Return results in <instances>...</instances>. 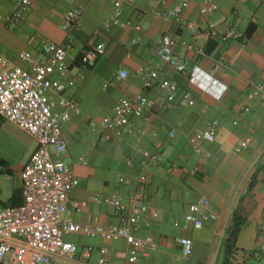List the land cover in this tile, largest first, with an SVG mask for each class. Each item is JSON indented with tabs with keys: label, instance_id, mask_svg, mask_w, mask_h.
Returning <instances> with one entry per match:
<instances>
[{
	"label": "crops",
	"instance_id": "0c3cea01",
	"mask_svg": "<svg viewBox=\"0 0 264 264\" xmlns=\"http://www.w3.org/2000/svg\"><path fill=\"white\" fill-rule=\"evenodd\" d=\"M178 1L125 2L122 18L141 25L137 30L130 25L107 26L114 13L110 0H31L29 11L19 20L9 19L16 0H0V54L24 64L18 58L22 50L40 58L45 43L72 44L67 56L69 70L52 76L66 84L76 80L66 93L81 106V113H73L63 127L68 142L63 158L79 179L70 196L85 203L81 210L70 206L68 215L74 221L123 223L132 212L143 173L147 176L148 209L136 235L151 237L153 245L139 251L141 264H264V94L255 89L264 80V0H218L219 8L206 15L200 13L203 0H192L183 12L189 25L153 13ZM79 5L84 7L82 25L63 28L66 13ZM210 23L221 31L237 28L245 36L221 41L208 34ZM252 23L256 29L249 34ZM164 34L179 41L175 56L187 63L188 71H177L158 55ZM181 41L196 43L205 53L187 49ZM94 45H102L104 53L93 64H83V52ZM141 66L177 82L179 95L189 89V102L169 105L158 81L146 88ZM194 67L209 73L216 85L226 87L220 99L190 82ZM121 70L128 75L122 77ZM141 95L148 102L142 115L131 117L134 131L102 139L100 128H94L91 121L110 115L121 98L136 101ZM213 119L219 122L215 140L192 146L190 135L204 130ZM6 122L10 121L0 117V172L12 184L0 185V210L22 203L21 171L38 145L30 133L12 122L15 129L5 126ZM246 137L251 139L249 148L236 152L235 147ZM144 150L159 153L160 161L146 165ZM111 193L122 197L124 210L105 201ZM202 195L210 200L203 211L214 212L215 218L200 228L183 227L185 214ZM236 217L242 223L229 250ZM184 236L193 239L191 255L183 253L177 240ZM65 238L78 244V262L97 264L100 249L105 247L113 264H133L129 260L131 245L124 238L106 240L82 233ZM85 247L91 249L87 256Z\"/></svg>",
	"mask_w": 264,
	"mask_h": 264
},
{
	"label": "built area",
	"instance_id": "2783aa9c",
	"mask_svg": "<svg viewBox=\"0 0 264 264\" xmlns=\"http://www.w3.org/2000/svg\"><path fill=\"white\" fill-rule=\"evenodd\" d=\"M134 1L110 0L114 13L107 21V26L114 23L122 27L130 25L141 30V25L122 18L124 3ZM191 1L179 0L175 6L165 10L155 9L153 13L163 20L173 19L181 25H189L183 17V12ZM30 6L31 0H16L15 9L9 19H21ZM218 8V0H203L200 13L210 14ZM83 20L84 7L79 5L66 13L62 27L66 29L81 26ZM208 34L221 41L242 39L245 36L237 28L221 31L214 23L209 24ZM178 43L175 37L164 34L159 40L158 55L177 71L186 72L187 63L175 56ZM180 43L187 49L205 53V49L196 43ZM71 46L70 41L63 44L45 43L40 58L29 50H22L18 58L24 64L0 54V117L30 133L38 144L21 171L22 203L7 205L0 210V264H84L77 261L78 244L65 238V235L72 233L106 240L126 239L131 245L129 260L133 264H141L138 261L139 251L147 245H153L151 237L136 235L142 214L148 209L145 197L147 176L143 173L139 175L138 190L131 206L132 212L123 223H80L68 215L70 206L81 210L85 204L84 201L71 199V191L79 184V179L63 158L68 148L63 134L64 124L71 119L73 113H81V106L77 99L66 93L67 87L74 85L76 80L71 79L66 84L61 78L52 75H64L69 70L67 56ZM103 53L102 45H94L83 52L81 60L85 65L93 64ZM139 71L144 74L146 88L152 87L155 81H158L169 105H185L189 102L191 91L186 89L179 95L178 83L164 76L162 72L149 66H141ZM120 75L125 77L128 73L121 70ZM189 80L217 99H220L226 90L223 85H216L217 80L199 67L191 70ZM255 89L264 94V80L258 81ZM147 102L145 95H141L136 101L121 98L110 115L100 120H92L91 125L100 128L104 140L121 136L126 130L131 133L134 131L131 117L142 115ZM244 110L247 111L248 108ZM218 125L217 119L211 120L204 130L190 135V144L198 148L204 141H214ZM250 143V138L242 139L235 151L242 152L249 148ZM143 158L146 165L160 161L159 153L150 150L143 151ZM105 201L118 210L126 208L122 197L117 193L106 195ZM209 206L210 200L202 195L198 202L191 204L185 214L183 227L200 228L205 221L215 218L214 212L203 211L204 207ZM177 240L182 245L183 253L191 255L193 239L184 236ZM90 251L89 247H85L83 254L87 256ZM100 253L97 264H113L108 259L105 247L100 249Z\"/></svg>",
	"mask_w": 264,
	"mask_h": 264
},
{
	"label": "trees",
	"instance_id": "16d2710c",
	"mask_svg": "<svg viewBox=\"0 0 264 264\" xmlns=\"http://www.w3.org/2000/svg\"><path fill=\"white\" fill-rule=\"evenodd\" d=\"M255 29H256V24L252 23V24L250 25V27H249V31H248V33L251 34L252 32L255 31ZM17 194H18V193H16V192L14 193V195H13V199L16 198ZM241 223H242V222L239 221V218L236 217V218H235V224H234V227L232 228V230H231V232H230V237H229V240H228V248H229V250H231L232 247H233V245H234V241H235L236 238H237L238 232H239L240 227H241Z\"/></svg>",
	"mask_w": 264,
	"mask_h": 264
},
{
	"label": "rangeland",
	"instance_id": "374dc122",
	"mask_svg": "<svg viewBox=\"0 0 264 264\" xmlns=\"http://www.w3.org/2000/svg\"><path fill=\"white\" fill-rule=\"evenodd\" d=\"M5 126H8V127H12L13 128V126H12V124H10V122H6ZM13 129H15V128H13ZM5 178L6 177H5L4 173L3 172H0V185L1 184H5V185L9 184V186H11L12 181L11 182L10 181H5Z\"/></svg>",
	"mask_w": 264,
	"mask_h": 264
}]
</instances>
